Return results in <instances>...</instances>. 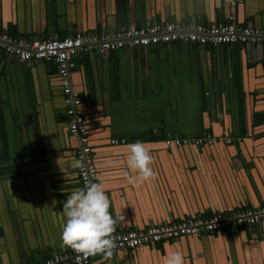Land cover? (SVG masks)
<instances>
[{
  "label": "crops",
  "instance_id": "obj_1",
  "mask_svg": "<svg viewBox=\"0 0 264 264\" xmlns=\"http://www.w3.org/2000/svg\"><path fill=\"white\" fill-rule=\"evenodd\" d=\"M229 20L264 27V0H0V29L27 38ZM70 80L82 96L113 231L264 204V44L79 52ZM64 110L55 64L20 62L0 50V262L37 264L72 251L60 241L62 204L81 184ZM202 132L212 144L164 143ZM137 140L155 176L132 184L127 145ZM173 251L183 264H264V220L118 249L94 264H164Z\"/></svg>",
  "mask_w": 264,
  "mask_h": 264
},
{
  "label": "built area",
  "instance_id": "obj_2",
  "mask_svg": "<svg viewBox=\"0 0 264 264\" xmlns=\"http://www.w3.org/2000/svg\"><path fill=\"white\" fill-rule=\"evenodd\" d=\"M238 1V0H236ZM240 1V0H239ZM189 43L196 45L264 44V27L238 23L233 20L213 23H184L178 21L153 22L142 25L122 26L114 31L101 33L75 32L61 36L21 37L0 29V50L20 62H49L55 64L60 79V89L65 103L67 129L77 138L76 157L81 162L76 167L81 188L88 182L99 181L97 168L92 160L87 124L81 110L82 96L70 80L72 58L77 53L104 54L123 48H146L162 44ZM213 137L202 132L196 137L166 136V145L212 144ZM232 138L226 137L230 143ZM111 143L124 142L112 138ZM264 220V204L229 211L213 212L206 216H184L178 220L150 222L144 228L113 231L112 251L134 249L141 245L171 241L182 236L215 235L224 230L250 228ZM98 254H84L72 249L70 253H56L37 264H55L69 259L73 264H94ZM0 264H5L0 262Z\"/></svg>",
  "mask_w": 264,
  "mask_h": 264
},
{
  "label": "clouds",
  "instance_id": "obj_3",
  "mask_svg": "<svg viewBox=\"0 0 264 264\" xmlns=\"http://www.w3.org/2000/svg\"><path fill=\"white\" fill-rule=\"evenodd\" d=\"M127 149V168L135 172L134 177L129 175V183L138 184L154 178L152 156L144 143L137 140L129 143ZM75 166L80 167L81 162L77 160ZM109 208L110 199L102 181L88 182L72 191L62 204L65 219L60 233L61 244L84 254L110 256L116 219ZM164 264H183V256L173 251Z\"/></svg>",
  "mask_w": 264,
  "mask_h": 264
}]
</instances>
